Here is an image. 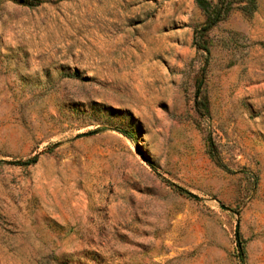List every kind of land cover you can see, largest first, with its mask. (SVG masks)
<instances>
[{"label":"rangeland","instance_id":"374dc122","mask_svg":"<svg viewBox=\"0 0 264 264\" xmlns=\"http://www.w3.org/2000/svg\"><path fill=\"white\" fill-rule=\"evenodd\" d=\"M255 1L0 0V264H264Z\"/></svg>","mask_w":264,"mask_h":264},{"label":"trees","instance_id":"16d2710c","mask_svg":"<svg viewBox=\"0 0 264 264\" xmlns=\"http://www.w3.org/2000/svg\"><path fill=\"white\" fill-rule=\"evenodd\" d=\"M195 7L203 14L204 21L195 29V48L204 56L205 60L208 57L209 50L204 36L215 27L218 23L226 19L233 11L239 10L250 16L256 9L255 0H192ZM33 3V1H31ZM34 3H38L34 1ZM202 81L197 84V98L200 93ZM199 110L208 114V103L205 97H200L196 103ZM212 156V153H211ZM36 158L29 159L21 164H33Z\"/></svg>","mask_w":264,"mask_h":264},{"label":"water","instance_id":"95a60500","mask_svg":"<svg viewBox=\"0 0 264 264\" xmlns=\"http://www.w3.org/2000/svg\"><path fill=\"white\" fill-rule=\"evenodd\" d=\"M236 236H237V229H236V232H235Z\"/></svg>","mask_w":264,"mask_h":264}]
</instances>
